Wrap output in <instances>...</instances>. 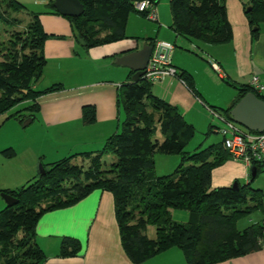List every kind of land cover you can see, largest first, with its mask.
Wrapping results in <instances>:
<instances>
[{"label": "trees", "instance_id": "obj_1", "mask_svg": "<svg viewBox=\"0 0 264 264\" xmlns=\"http://www.w3.org/2000/svg\"><path fill=\"white\" fill-rule=\"evenodd\" d=\"M82 6L78 17H63L69 24L74 42L83 50L131 39L125 35L130 14L137 13L133 4L143 0H77ZM155 5L153 0H147ZM47 5L50 14L59 15ZM169 29L175 36L197 44L220 46L231 41V29L226 19L224 0H168ZM24 8L14 0H0V115L17 105H23L4 119L21 124L38 113L37 99L59 92L61 84L35 90L45 66L43 43L48 36L38 21V14L26 13L29 20L21 22L12 14ZM250 41L254 42L264 24V0H248L243 5ZM9 29V30H7ZM153 46L155 40L145 39ZM133 73L120 84L115 106L123 119L118 131L107 137L100 150L75 153L41 165V174L13 190H0L15 203L0 210V264H43L46 256L34 242V229L45 213L73 206L94 190L108 192L112 197L113 216L119 244L132 264H142L169 249H178L186 264H218L264 249L259 240L264 235V218L238 230L236 223L252 213L264 214V195L250 188L262 168L251 163L255 176L247 184L235 181L236 189L210 186L211 171L230 160L222 141L193 153L184 151L194 136V128L185 122L176 107L155 97L151 84L142 77L130 82ZM175 77L194 96L193 77L177 70ZM231 104L225 109L209 108L224 120L231 121L230 109L247 93L264 101L260 93L248 85H234ZM25 113V114H24ZM80 121L88 126L94 122V108L80 109ZM209 128L208 132L211 131ZM254 133V132H253ZM11 158L14 152H0ZM113 156L105 164L102 158ZM177 155L179 163L167 175L154 174L153 156ZM86 162L74 163V160ZM249 166V167H250ZM185 211L187 220H171L169 211ZM154 228V236H146V228ZM80 244L70 237L59 239L57 258H72Z\"/></svg>", "mask_w": 264, "mask_h": 264}, {"label": "crops", "instance_id": "obj_2", "mask_svg": "<svg viewBox=\"0 0 264 264\" xmlns=\"http://www.w3.org/2000/svg\"><path fill=\"white\" fill-rule=\"evenodd\" d=\"M42 1L45 4L47 0L39 2ZM247 1L224 0L226 19L231 29V41L228 44L220 45L217 49L205 47L208 45L197 44L175 36L168 28L169 26L167 27L169 34L165 36L166 38L158 37L159 30L155 32V43L162 41L171 44V40H174L171 45L172 50L168 52V59L176 71L184 70L194 77V72L188 70L181 59L187 55L190 59L193 58L198 62L197 64H203L202 57L190 53L196 50L202 51L210 59L206 62L209 67L210 63H215L219 67L222 75L212 70L219 80L226 79L234 85H249L251 77H257L263 87L260 94L264 97L262 94L264 93V24L260 25L258 38L251 42L242 12L243 5ZM51 12L38 16L42 31L48 36L57 38H48L43 43L45 66L41 78L35 84L42 85L44 88L52 84H61L63 88L59 92L37 99L36 120L44 131L42 136L46 141H51L52 135L49 131H52L55 137H58L56 146L59 148L65 146L67 150L64 154L52 155V160L49 163L75 153L98 151L105 139L118 131L123 113L121 115L120 109L115 106V95L120 84L126 81L129 70L116 66L114 60L146 45L145 41L138 45L136 40L125 39L83 50L72 39L68 22L60 15L50 14ZM127 37L133 38L132 36ZM176 44L180 47L183 46L185 50L180 53L175 51L180 48H176ZM201 69L203 70L204 67ZM35 84L33 88L36 90ZM194 90L197 97L192 95L176 77H164L151 84L152 94L176 107L185 122L192 125L193 128L195 121H199L198 119L208 123V129L222 127V123L219 121L221 125L218 126H215L213 121L209 122L206 113L208 116L210 115L206 107H216L202 101L195 84ZM230 104L231 102L226 108ZM85 105L94 108V122L88 126L82 125L80 121V109ZM210 118L214 119L211 116ZM9 120L16 130H20L19 126L22 123L19 124L13 119ZM34 120L35 118L31 119L29 124ZM7 121L3 119L0 122V128ZM212 128L210 132H212ZM243 132L248 131L244 129ZM23 134H20L22 138H24ZM71 136L76 137L77 142L72 143L67 140ZM220 140V137L216 142L213 139L210 144ZM9 147V144L1 143L0 151ZM14 149L18 150V148ZM16 156L17 154L13 158ZM57 157L61 158L57 159ZM13 158L4 159L0 154V176L4 175V172L10 176L8 186L0 183V190L19 187V185L37 177L35 164L40 158L36 157L35 162H32V159L30 163L24 165L25 174H28L25 178H22L21 172L18 170L7 171L4 169L3 165L10 164ZM41 158L43 159V156ZM263 167L264 161L261 169ZM248 168L241 162L228 160L211 171L210 186L212 188L226 187L235 181H247L249 179ZM4 206V202L0 198V210ZM34 233V242L46 256L43 264H132L121 250L113 216L112 197L105 191L94 190L71 207L43 214L36 223ZM61 237H70L79 242L80 251L75 257H56ZM172 249L156 255L142 264H178L179 257L171 259L172 256H176L175 253H170ZM218 264H264V249Z\"/></svg>", "mask_w": 264, "mask_h": 264}, {"label": "rangeland", "instance_id": "obj_3", "mask_svg": "<svg viewBox=\"0 0 264 264\" xmlns=\"http://www.w3.org/2000/svg\"><path fill=\"white\" fill-rule=\"evenodd\" d=\"M14 1L24 8V11H22L21 13L12 14V17L20 20L21 22V24L18 27L16 26L14 29H18V30L21 29L24 23H26L29 20V17L26 15V13H36L39 16V14L46 12L48 13L52 11L49 4L47 5V1L45 2V4L44 1L39 2L40 0H14ZM153 1L155 2L153 8L155 11L156 22L154 23L150 22L146 18H141L134 14H130L127 18L125 34L127 36H132L133 37L131 38L132 40L138 41V45H140L142 41L144 42L145 39H147V37H150L151 39L153 38L155 40L156 38L155 32L157 30H159L158 31L159 38H162V36L165 37L169 34V31L167 30V27L170 25L168 0H153ZM1 29L2 28L0 27V30ZM0 38H5L4 33H0ZM173 43L174 40H171V44L170 43L168 44L172 45ZM177 47L180 46L176 44V48ZM205 47H212L216 49L219 48V46H205ZM184 50L185 48L181 46L179 49L177 48L175 51L180 53V51L183 52ZM190 53L195 54L198 57H202L204 61L203 64L201 63L197 64L198 62L193 60V58L190 59L189 56L187 55H185L181 59L183 60V64L188 68V70L194 72V77H193L194 84L197 92L200 95V98L207 105H213L218 109H225L226 106L229 104V102H232L235 94V90L230 85L225 83V82L230 83L228 80L225 79L224 81H221L216 77V74L212 71L211 67H209V65H207L206 63L207 61H210V59L206 57V55H204L202 51L196 50V51H191ZM207 54L210 53L207 52ZM178 56L180 57L182 55H178ZM201 67H204V69L202 70ZM204 73H206V75H204ZM35 88L36 90H40L44 87L42 85L38 86L37 84H35ZM262 94L264 95V93ZM22 107L23 105H17L12 109H10L5 114L0 115V122H2L7 115L16 112ZM119 111L122 115L121 109ZM206 116L209 117V122L211 121L214 122L215 126L221 125V123H219L218 120L211 119L210 118L211 115L208 116V114L206 113ZM36 119L37 118L35 116V120L28 126L22 127L21 124L19 126L20 130H16L12 122H10V120L7 121L8 123L5 122L4 125L0 128V144L1 143L9 144L10 147L5 149H11L14 152V155L11 158H13L17 154V156L11 160L12 162L10 164H4L3 167L7 171L18 170L19 172H21L22 178L28 176V174H25L26 171L24 170V165H26L28 162L30 163V160L33 159L32 162H35L36 157L40 158L39 161L37 159L35 164V173L38 176L39 167H41V165H44L46 167L48 164H50L49 162L50 160H52L51 159L52 155L64 154L67 150L65 146H63V148L62 147L59 148L58 146H56L58 145L57 144L58 137H55L52 131H49L51 132L50 135H52L51 141H46L42 136L44 131L42 130ZM186 120H188V117H186ZM198 120H199L198 122L195 121L194 123V136L184 149V151L188 154L193 153L197 148L203 149L207 147L212 142L213 139L216 142L220 137V135L218 134L216 135L213 134L212 132H208L209 130L208 123L206 124L204 121L202 122L201 119ZM234 125L237 130L243 132L244 129L237 126L236 124ZM21 133H24L23 134L24 138L21 137L20 135ZM67 140L72 141V143L77 142L76 141L77 138L74 136L69 137ZM101 147L98 150H100ZM14 148H18V150L15 151ZM55 149L57 152L55 151ZM1 156L4 159H9L6 158V156H3L2 154ZM41 156H43V159L41 158ZM58 158L61 157H57V159ZM153 160H154V174L156 176H162V175L170 174L179 163L180 158L177 155L155 154L153 156ZM74 161L75 164L78 163V165L83 164L84 167L86 166V162H81L79 159ZM102 161L105 162V164L110 163L111 161H113V156L108 154L102 158ZM9 177L10 176L4 172V175L0 176V183L8 186ZM249 182L250 179H248L247 181L245 180L238 181V183L242 185L247 184ZM22 185H19V187ZM19 187L7 189V190H13ZM250 188L260 189L264 195V167L263 169H261V171L256 176V178L250 183ZM169 215L171 220L174 222L185 223L187 220V214L185 211L170 210ZM263 218H264V214H261L259 212L252 213L248 217L240 219L236 223V228L240 230L245 226H247L249 223L260 221ZM146 236L149 239L153 238L154 236L153 227L148 226L146 228ZM170 253H175L176 255V256H172L171 259L179 257L180 262H178V264L179 263L186 264L181 252L178 249L173 248Z\"/></svg>", "mask_w": 264, "mask_h": 264}, {"label": "built area", "instance_id": "obj_4", "mask_svg": "<svg viewBox=\"0 0 264 264\" xmlns=\"http://www.w3.org/2000/svg\"><path fill=\"white\" fill-rule=\"evenodd\" d=\"M153 6L151 2L143 0L134 3L133 9L137 13H146V19L155 22L156 17ZM171 50L172 46L170 44L156 42L152 46L150 57L141 77L150 84L164 77H175L176 70L170 65L168 59V52ZM210 67L214 72L222 75L215 63H211ZM248 86L256 93H261L263 90L257 77H251ZM207 111L212 118L222 123V127L212 128V132L220 135L222 146L228 153L230 160L241 162L246 167H249L251 163L264 161V133L240 132L231 121L224 120L211 110L207 109ZM259 243L264 245V235Z\"/></svg>", "mask_w": 264, "mask_h": 264}, {"label": "water", "instance_id": "obj_5", "mask_svg": "<svg viewBox=\"0 0 264 264\" xmlns=\"http://www.w3.org/2000/svg\"><path fill=\"white\" fill-rule=\"evenodd\" d=\"M52 8L62 17H78L83 9L77 0H52ZM152 51V46L143 45L139 50L123 54L114 60V64L119 67L127 68L133 74L130 77V82L140 78L147 64ZM229 117L231 122L244 128L248 132L264 133V101L257 98L252 93H247L242 96L237 103L230 109ZM31 122V118L22 122V127H25ZM42 168L39 167V174ZM250 178L255 176L253 166L248 168ZM236 183H232L230 188L236 189ZM0 198L5 206L15 203L14 199L6 194H0Z\"/></svg>", "mask_w": 264, "mask_h": 264}]
</instances>
